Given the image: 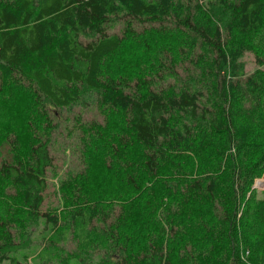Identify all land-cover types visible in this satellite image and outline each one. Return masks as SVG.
Wrapping results in <instances>:
<instances>
[{
	"label": "trees",
	"instance_id": "1",
	"mask_svg": "<svg viewBox=\"0 0 264 264\" xmlns=\"http://www.w3.org/2000/svg\"><path fill=\"white\" fill-rule=\"evenodd\" d=\"M262 30L264 0H0V97L11 81L26 83L41 109L22 132H0V264H27L15 256L40 222L51 235L37 254L43 263L71 240L73 253L102 249L112 264H264V200L246 197L264 171V72L246 75L243 61ZM149 32L177 40L158 43L155 59L133 75L108 71L125 42ZM83 91L103 122L76 115L77 145L90 146L86 135L104 140V155L128 169L135 187L136 167L151 176L172 169L189 205H206L198 213L182 203L188 231L173 249L155 237L132 252L125 207L90 201L76 183L64 187L63 209L42 210L56 111L62 117ZM205 149L220 157L206 170L192 164ZM196 239L207 246L197 248Z\"/></svg>",
	"mask_w": 264,
	"mask_h": 264
},
{
	"label": "rangeland",
	"instance_id": "2",
	"mask_svg": "<svg viewBox=\"0 0 264 264\" xmlns=\"http://www.w3.org/2000/svg\"><path fill=\"white\" fill-rule=\"evenodd\" d=\"M116 29L119 30V26ZM169 40L176 42L177 38L171 37L169 34L159 36L149 32L146 40L135 39L125 42L122 46L123 54L114 56L108 62V71H113L116 75L118 73L133 75L135 69H140L144 63L148 62V59H155L151 53L158 43ZM251 43L253 49L243 54L246 75L257 70L264 72V30L254 35ZM11 82L9 91L5 96L0 97V132H13L14 134L15 129L13 128L17 127L22 132L26 126L29 127L30 124L32 126L33 123H36L40 118L39 112L41 109L36 106L34 108L32 91L26 86V83ZM2 103H5L6 106H2ZM13 103L17 104L14 108L7 105ZM17 106L19 110L15 111ZM56 114L58 116L56 118L57 128L52 133V154L55 165L46 172V189L43 192L42 210H46V208H50L51 211L63 209L65 205L64 195L68 193L64 187L68 183H76L90 201L98 202L101 206H106V204L119 206L121 203L125 207L127 220L124 229L130 236L129 238L133 240L130 245L132 252H139L147 242H152L155 237L162 239V244L172 249L175 247L174 245L180 244L183 241L182 234L188 231L186 224L189 223V221H186L188 219L186 214L180 212L184 210L182 203L188 207V209H185L187 212H191L195 206L194 210L198 213L203 211L202 209H205L206 205L199 201H196L194 206L189 205L187 201L189 199L186 200L184 196L186 189L182 184V180L173 175L174 171L164 166L155 175L151 176L144 169L136 167L131 171L137 184L135 187L128 183L130 181L126 178L128 169L122 168L117 162L112 161L114 160L113 157L108 156L107 152L104 155V140L99 142L94 136L89 137L86 135L83 139L90 142V146L86 145L87 147H85L81 141L77 145V136L81 133L75 127L80 123L76 122V115H79L84 121L96 119L99 122L101 121L100 123L103 122V116L98 111L96 99L89 91H83L79 104L63 111L62 117L57 111ZM19 117L22 120H19ZM38 127L37 132H42L40 124H38ZM108 127H112V124H109ZM111 131L112 133L118 132L119 129L115 127ZM102 134L104 135L103 132ZM82 150L85 152L81 155L79 153ZM137 151L138 149H132L130 156L133 155V159H135L134 155L139 154V151ZM250 152L253 153V151ZM214 153L216 154L215 151L211 152L205 149L201 154L202 156L200 155L201 157L198 156V158L193 159L192 164L198 167L201 166L205 170L217 165L220 157H214ZM81 158H84V160L80 161ZM88 161H90L89 165H87ZM115 168H118L119 172L114 171ZM249 185L246 197L251 195L253 200H264V171L254 174ZM180 197H182V200L180 203H176V200ZM2 208L3 205L0 202V212ZM241 213L242 208L239 211V214ZM207 217L208 215H206ZM180 223H185L182 226L186 225L187 230L182 228ZM247 227L251 232L256 231V226L253 228L247 224ZM48 228H50L49 225L44 230L42 222H40L33 231L29 229L30 232L16 256L14 255L15 258L21 263L26 262L27 264L113 263L114 259L105 254L102 249L85 254L73 253L75 245L71 240L59 245L58 252L55 256H52V260L46 258V261H44L46 263H43L37 257V254L43 246H46L48 238L51 237ZM159 230H162L161 235L157 232ZM238 231L241 232L242 229L238 228ZM194 243L197 248L207 246L202 239H196ZM102 257L104 260H102ZM220 263L222 262L220 261ZM1 264H11V262L4 261Z\"/></svg>",
	"mask_w": 264,
	"mask_h": 264
}]
</instances>
